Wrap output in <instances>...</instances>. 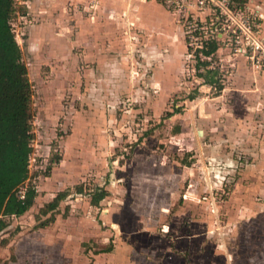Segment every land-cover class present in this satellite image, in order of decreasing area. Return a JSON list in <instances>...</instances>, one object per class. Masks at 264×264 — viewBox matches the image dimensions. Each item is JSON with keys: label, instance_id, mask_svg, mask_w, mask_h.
Segmentation results:
<instances>
[{"label": "rangeland", "instance_id": "1", "mask_svg": "<svg viewBox=\"0 0 264 264\" xmlns=\"http://www.w3.org/2000/svg\"><path fill=\"white\" fill-rule=\"evenodd\" d=\"M14 1L34 135L19 192L37 193L0 215V264H264V70L235 37L199 53L211 32L190 41L165 0L169 15L147 14L176 26L171 50L129 18L132 0ZM236 5L262 14L264 37V0ZM97 187L108 194L93 205Z\"/></svg>", "mask_w": 264, "mask_h": 264}, {"label": "trees", "instance_id": "2", "mask_svg": "<svg viewBox=\"0 0 264 264\" xmlns=\"http://www.w3.org/2000/svg\"><path fill=\"white\" fill-rule=\"evenodd\" d=\"M14 0H0V215H20L28 210L36 196L33 186L20 187L28 178L29 157L32 151V89L26 65L12 28L16 14ZM218 43L207 41L197 51L205 56L216 52ZM218 69L207 68L201 75L204 83L222 89L216 77ZM193 99L195 95H188ZM176 111V109H175ZM170 114V113H169ZM77 192H82L79 188ZM68 191H59L39 211L47 214L55 210ZM108 191L97 187L90 192V202L98 205ZM111 245L106 247V251Z\"/></svg>", "mask_w": 264, "mask_h": 264}, {"label": "built area", "instance_id": "3", "mask_svg": "<svg viewBox=\"0 0 264 264\" xmlns=\"http://www.w3.org/2000/svg\"><path fill=\"white\" fill-rule=\"evenodd\" d=\"M165 1L171 3L174 10L183 8L182 16L188 25L190 41L205 36L209 29L211 34L205 43L214 40L219 45V39L227 32L235 37V44L245 52L253 67L257 71L264 70V37L259 32V24L255 22L261 18V13L258 14L247 6H235L237 0H191L193 6L187 3L188 0ZM214 15L217 21L222 22L220 30L215 25Z\"/></svg>", "mask_w": 264, "mask_h": 264}, {"label": "crops", "instance_id": "4", "mask_svg": "<svg viewBox=\"0 0 264 264\" xmlns=\"http://www.w3.org/2000/svg\"><path fill=\"white\" fill-rule=\"evenodd\" d=\"M59 1V0H58ZM62 1V0H60ZM102 3L105 6H109L111 4L112 0H101ZM124 1V0H122ZM133 1V2H132ZM131 1V5L136 6V13H133V10H128V16L129 18H135V16H138L139 21L137 22V24L139 26H142L143 28H145V31H162L164 33V37H157L156 36V48H158L160 46V48L163 46V44H165L166 46L168 45V49H172V45L174 43H172V38H173V34H174V30L176 28V26H172L171 22L167 20V18L162 17V15H148V11H150L151 9H157L160 8L162 9L163 12H165L167 15H169L168 11L160 4L157 2V0H140V2H135V0ZM124 4V3H123ZM140 4H143L142 6ZM168 37H171L168 38ZM178 37V36H177ZM165 40V41H164ZM166 41L169 42V44L166 43ZM180 42H182V40L180 39ZM179 43H175V47L173 48L174 50L179 49L178 47ZM264 72V71H263Z\"/></svg>", "mask_w": 264, "mask_h": 264}]
</instances>
